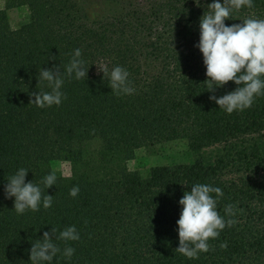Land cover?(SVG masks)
<instances>
[{"label": "trees", "instance_id": "obj_1", "mask_svg": "<svg viewBox=\"0 0 264 264\" xmlns=\"http://www.w3.org/2000/svg\"><path fill=\"white\" fill-rule=\"evenodd\" d=\"M213 2L6 0L0 8V264H31L32 243L52 227L59 236L68 226L80 239L54 236L61 253L51 264H264V96L232 114L209 99L237 87L230 81L211 93L204 82L196 45L200 18ZM253 2L233 11L226 26L264 19V0ZM21 6L27 19L12 29L8 10ZM77 48L87 79L65 77L67 99L59 106L29 104L30 93L51 91L47 82L38 84L39 70L67 65ZM105 65L109 72L124 67L135 93L112 92L98 70ZM172 141L186 144L189 162L145 173L129 169L139 150ZM54 161L67 163L70 176L53 170ZM20 168L29 170L26 182L42 189L43 178L55 172L56 184L44 189L52 207L15 212V198L4 189ZM196 183L222 189L217 210L226 220V205L242 210L231 217L233 227L209 240L214 250L188 259L175 251L176 222L179 200ZM69 246L70 260L62 255Z\"/></svg>", "mask_w": 264, "mask_h": 264}, {"label": "clouds", "instance_id": "obj_2", "mask_svg": "<svg viewBox=\"0 0 264 264\" xmlns=\"http://www.w3.org/2000/svg\"><path fill=\"white\" fill-rule=\"evenodd\" d=\"M200 6V0H196ZM253 0H214L206 5L207 11L200 18L199 24V48L203 55V63L206 66L207 91L214 93L217 88L225 86L228 82H234L237 87L234 91L217 98L215 95L209 97L215 101L220 109L227 114L234 111H244L253 106L257 97L264 96V19L249 17L242 24H232L226 26L225 21L233 19V11L242 8H253ZM48 59L55 60V56ZM61 68L63 71L61 72ZM89 67L82 58V50L74 49L71 59L65 66L53 65L52 68L39 70L38 84L47 82L48 92H32L29 104H34L39 108L61 105L67 99L65 93L61 91L65 77L69 79H87ZM109 78V86L117 96L121 94L132 95L135 88L131 86L129 80L130 73L122 66H115L109 72L107 66L98 69ZM28 169L20 168L12 175L5 185L6 198L14 197V210L18 215L31 210L37 212L41 206L45 210L52 207L53 196L45 194L44 189H48L56 184L57 176L52 172L43 178L44 188L42 189L33 181L26 182ZM79 186H73L69 195L73 198L79 194ZM215 194V198L212 194ZM223 191L219 187L196 183L191 186V191H185L179 200L182 206L180 218L177 220L179 247L176 252L188 259H198L199 253H207L214 250L209 240L219 238L220 232L225 227H233L237 221L232 219L238 210L237 205L228 204L224 208V213L229 219L221 216L217 210V204ZM57 232L56 228L51 229V233L44 232L43 238L32 243L30 249L31 264H51L54 257L61 253L60 247L53 242V237ZM58 240L78 241L80 234L75 226H68L55 236ZM222 248H227V244H222ZM75 253L72 247H65L62 255L70 260Z\"/></svg>", "mask_w": 264, "mask_h": 264}, {"label": "rangeland", "instance_id": "obj_3", "mask_svg": "<svg viewBox=\"0 0 264 264\" xmlns=\"http://www.w3.org/2000/svg\"><path fill=\"white\" fill-rule=\"evenodd\" d=\"M6 0H0V8ZM8 22L12 29H17L27 19L26 7H13L8 10ZM191 157L188 154L186 144L183 141H172L153 148L141 149L136 158L128 163L129 169L145 173L149 168L159 165H174L187 163ZM52 168L63 177L70 176V168L67 163L61 161L52 162Z\"/></svg>", "mask_w": 264, "mask_h": 264}]
</instances>
